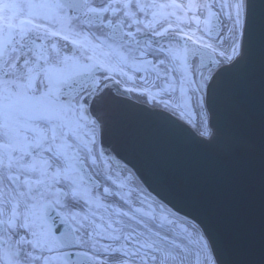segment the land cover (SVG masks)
<instances>
[{
    "label": "snow or ice",
    "instance_id": "obj_1",
    "mask_svg": "<svg viewBox=\"0 0 264 264\" xmlns=\"http://www.w3.org/2000/svg\"><path fill=\"white\" fill-rule=\"evenodd\" d=\"M257 32L264 0H0V264H226L197 217L116 179L100 142L143 98L205 143L192 129L209 134ZM242 139L226 120L211 144Z\"/></svg>",
    "mask_w": 264,
    "mask_h": 264
},
{
    "label": "water",
    "instance_id": "obj_2",
    "mask_svg": "<svg viewBox=\"0 0 264 264\" xmlns=\"http://www.w3.org/2000/svg\"><path fill=\"white\" fill-rule=\"evenodd\" d=\"M243 81L216 101L211 128L226 120L242 142L231 151L191 141L137 108L106 137L119 159L155 194L197 217L212 234L226 264H264V36L250 41ZM121 161L117 165L125 166Z\"/></svg>",
    "mask_w": 264,
    "mask_h": 264
},
{
    "label": "rangeland",
    "instance_id": "obj_3",
    "mask_svg": "<svg viewBox=\"0 0 264 264\" xmlns=\"http://www.w3.org/2000/svg\"><path fill=\"white\" fill-rule=\"evenodd\" d=\"M194 121V119H193ZM195 122V121H194ZM197 129V128H196ZM199 133H202L203 132V129H199L197 130ZM111 163V162H110ZM112 165V168H113V171L116 172V171H121L122 172V175L120 176H117L115 177L116 179L118 180H122L124 183H126L127 185H129L130 188H133L135 187L133 181L129 180L128 178V174H127V171H123V170H118L114 165H113V162L111 163ZM151 202V201H149Z\"/></svg>",
    "mask_w": 264,
    "mask_h": 264
},
{
    "label": "bare ground",
    "instance_id": "obj_4",
    "mask_svg": "<svg viewBox=\"0 0 264 264\" xmlns=\"http://www.w3.org/2000/svg\"><path fill=\"white\" fill-rule=\"evenodd\" d=\"M193 128H194V130H196L195 127H193ZM112 159H113V162L117 164L115 158H112ZM117 167H118L120 170H123V171L126 170V171H127V174H128L129 172L131 173V175H129V176L131 177L132 181H134V185H136V184H140L141 187H144V185L138 180L137 176L134 174L133 170H132L130 167L127 166L126 169H125V166H121V165H117ZM153 198H155V197H153Z\"/></svg>",
    "mask_w": 264,
    "mask_h": 264
}]
</instances>
